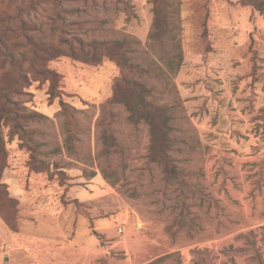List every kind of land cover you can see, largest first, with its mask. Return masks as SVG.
<instances>
[{"label":"rangeland","instance_id":"1","mask_svg":"<svg viewBox=\"0 0 264 264\" xmlns=\"http://www.w3.org/2000/svg\"><path fill=\"white\" fill-rule=\"evenodd\" d=\"M0 41V264H264V0H0Z\"/></svg>","mask_w":264,"mask_h":264},{"label":"trees","instance_id":"2","mask_svg":"<svg viewBox=\"0 0 264 264\" xmlns=\"http://www.w3.org/2000/svg\"><path fill=\"white\" fill-rule=\"evenodd\" d=\"M118 43L119 42H117V44ZM42 50L45 51L44 49ZM68 55L73 59H81L78 55H76L75 51H73L72 49L69 50ZM9 56L12 57L11 54H9ZM106 56L115 59L118 66L124 67V63L122 62V60L119 57H116V55L112 53H108L106 54ZM44 73L47 74L48 79L51 80L52 82L58 81L59 79L58 74L51 69H46ZM142 87L144 86L141 83H138L135 80H130L128 77H124L122 75L113 84L112 99H114L123 90H127L128 88H131L132 91L138 92L141 91ZM9 93L10 91L0 87V212L3 202L9 200V197L5 190V185L4 183L1 182V175L3 169L7 166V160L9 157V151L5 145L4 135L2 133L1 128L7 125L9 122L14 121L16 118H21L23 116L21 112L19 113L20 110L17 102L9 96ZM49 94L50 97L55 96L52 89L51 91H49ZM121 102H123L128 107V109L131 110L133 113L139 114V116L148 123L150 135H151L152 149H156L155 151L157 152H160L161 150L165 149L166 146V143L164 146L165 132L162 130V127H166L165 119L167 118L164 117L165 115L164 108L146 102L145 99L139 97V95L135 93L133 98L125 96L121 100Z\"/></svg>","mask_w":264,"mask_h":264}]
</instances>
